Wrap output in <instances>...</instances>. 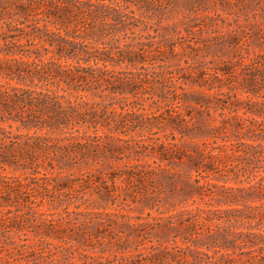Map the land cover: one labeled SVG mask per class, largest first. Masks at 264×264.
Returning <instances> with one entry per match:
<instances>
[{"label":"trees","instance_id":"1","mask_svg":"<svg viewBox=\"0 0 264 264\" xmlns=\"http://www.w3.org/2000/svg\"><path fill=\"white\" fill-rule=\"evenodd\" d=\"M0 264H264V0H0Z\"/></svg>","mask_w":264,"mask_h":264},{"label":"rangeland","instance_id":"2","mask_svg":"<svg viewBox=\"0 0 264 264\" xmlns=\"http://www.w3.org/2000/svg\"><path fill=\"white\" fill-rule=\"evenodd\" d=\"M219 11V10H218ZM210 58H212V56H207V58L206 59H210Z\"/></svg>","mask_w":264,"mask_h":264}]
</instances>
